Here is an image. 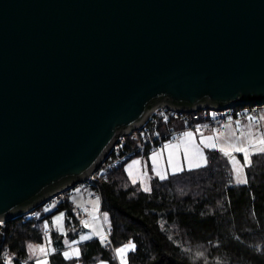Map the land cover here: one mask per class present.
Instances as JSON below:
<instances>
[{
	"label": "water",
	"instance_id": "95a60500",
	"mask_svg": "<svg viewBox=\"0 0 264 264\" xmlns=\"http://www.w3.org/2000/svg\"><path fill=\"white\" fill-rule=\"evenodd\" d=\"M264 105V0H0V223L87 184L167 109Z\"/></svg>",
	"mask_w": 264,
	"mask_h": 264
},
{
	"label": "trees",
	"instance_id": "16d2710c",
	"mask_svg": "<svg viewBox=\"0 0 264 264\" xmlns=\"http://www.w3.org/2000/svg\"><path fill=\"white\" fill-rule=\"evenodd\" d=\"M247 107L251 106L235 108L234 114ZM212 112L200 111L198 122L207 121ZM193 117L192 113L175 117L170 110L159 111L147 127L149 136L125 137L117 146L119 155L135 151L160 134L182 131ZM150 152L148 147L136 150L130 159L87 183L99 192L102 212L110 217L108 242H84L79 257L67 258L62 251L63 236L54 231L59 251L50 256V264H120L117 250L129 242L135 249L129 253L128 264H264V152L251 155L244 184L235 182L231 159L216 149L208 150L207 166L164 180L153 178L151 190L145 191L131 181L125 166ZM241 158L245 162V156ZM57 203L51 212L37 209L44 218L35 210L0 223V264H26L29 244L44 243L47 230L41 225L58 213L65 214L68 224L74 221L79 225L70 198Z\"/></svg>",
	"mask_w": 264,
	"mask_h": 264
},
{
	"label": "crops",
	"instance_id": "0c3cea01",
	"mask_svg": "<svg viewBox=\"0 0 264 264\" xmlns=\"http://www.w3.org/2000/svg\"><path fill=\"white\" fill-rule=\"evenodd\" d=\"M240 112V111H239ZM247 113L248 115L242 118H235L234 111L231 112V115L234 116L233 119L228 118V122L225 126V131L222 133H216L214 131H208L206 128H197V129H182V131H177L173 134L169 139L164 142L162 146L157 149L151 150L148 157H135L131 159L125 166L127 174L129 175L131 181L134 184H140L141 187L147 191H150L152 187L153 178L159 179H167L170 175L181 173L185 170H194L198 168H202L207 166L208 164V150H216L223 148V153L230 152L232 156H241L243 153L237 152L234 150V143L241 144V147H244L242 137L250 134V131L253 130V126H257V122L264 125V108L258 107L254 112L252 109L247 107L246 109H241V113ZM228 116V114H227ZM264 126H262L263 128ZM257 130V129H256ZM186 133H192L191 137L186 136ZM252 134V133H251ZM212 137V140L209 141L207 138ZM214 143L216 147H209L207 145ZM243 144V146H242ZM187 153V156L185 155ZM244 156V155H243ZM242 159V158H241ZM171 161V163H170ZM199 163L200 166L196 167L195 164ZM91 187L90 185H88ZM77 187V186H76ZM73 188L70 194V200L72 199V194L76 192L77 188ZM92 188V187H91ZM75 189V190H74ZM99 193V192H98ZM100 195V194H99ZM101 199V196H100ZM75 206V202L72 201ZM102 205V200H101ZM77 212V211H76ZM83 214H87L81 211L80 218H82ZM56 215L55 223L59 224L63 221L67 226V217ZM55 217V216H54ZM52 217L50 219V224H54L55 218ZM61 217V218H59ZM90 218V217H89ZM53 231H59V236H64V232H61V228L52 227ZM49 229H47L46 233H48ZM58 233V232H57ZM52 238L53 250L49 254L47 264H50V256L59 251V245L54 237ZM97 239V238H96ZM63 240V248L64 251L66 247L65 240ZM44 243H30L33 244H45ZM29 246H28V258L26 264H36V259L31 258L29 255Z\"/></svg>",
	"mask_w": 264,
	"mask_h": 264
},
{
	"label": "rangeland",
	"instance_id": "374dc122",
	"mask_svg": "<svg viewBox=\"0 0 264 264\" xmlns=\"http://www.w3.org/2000/svg\"><path fill=\"white\" fill-rule=\"evenodd\" d=\"M212 114L214 116L218 115V112L213 111ZM223 115H227L228 114V118L233 119L234 116L231 115V111H223L222 112ZM256 125V123H255ZM253 126V130L250 131V134L248 135H244L242 137L243 140V144L244 147L248 150V154H249V159L251 157L252 154L254 153H258L260 152L259 149L264 147V144H260L259 141L261 139H264V127L262 128V126H264L263 124H259L257 122V126ZM257 129V130H256ZM136 135L137 133L134 132ZM252 133V134H251ZM134 134H131L129 136H132ZM166 142V141H165ZM242 144V146H243ZM235 147H241V144L238 143H234L233 144ZM243 155L245 156L244 152ZM229 158L230 156L227 155ZM240 156H232V158H234V160L238 163H234V160L231 159V162L233 164L234 167V172H235V182L237 184H244V183H238L237 179V172H236V168L240 167L241 168V172H240V176L243 178L247 179V175H246V162L242 161V159L240 158ZM77 191L73 192L72 194V199L71 201L75 202L76 205V211H77V215L78 218L80 219V223L79 225L74 223H69L65 224V222L63 221L62 223L57 224L55 223L56 221V215L58 217V215L60 216H64V213H58L56 215H54L53 217L55 218L54 220V224H50V220H46L43 222V224L41 225L43 227V229L47 230L49 229V233L45 232L46 235V242L45 244H33L29 246V255L30 257L33 259H36V264H47L48 262V258H49V254L50 252L53 250V244H52V238L54 236V228L52 227H57L59 226V228H61V232H64L63 234L65 235V237L63 236V239L65 240L66 243V249L63 251V254L65 255V253H68V255L66 256L67 258H76L79 257L81 255V245L84 242H88L91 241L93 239H100L103 243H107L109 240V233H110V229H111V221H110V217L108 216V214L103 213L102 212V205H101V199H100V195L99 193L94 190L93 188L89 187L87 184H80L76 187ZM75 190V189H74ZM149 190H151L149 188ZM71 191H66L64 193H62L61 195L53 198L52 200H49L48 202H46L44 205L36 208L35 210L44 207V209L47 212H51L55 209L56 205L58 204V201H64L66 199L70 198V194ZM33 210V211H35ZM81 211L87 213L89 215L90 218L84 220L82 218H80V214ZM36 215L39 218H44L45 214L42 213L41 211L37 210ZM61 218V217H59ZM68 223V222H67ZM44 230V231H45ZM58 232V233H57ZM56 233L58 235L59 231H57ZM75 234H79L77 235V238L75 239L74 235ZM82 237H90L89 239H82ZM129 245H134L135 244L133 242H129L127 244H125L124 246H122L119 249H126V251L121 254L118 250H117V257L119 259L120 264H128L129 263V253L131 251H133L135 249L134 248H129L127 246ZM43 248L44 251H40V249ZM12 257L10 256L8 258V262L11 263ZM77 264H81V263H77ZM97 264H110L107 261H100Z\"/></svg>",
	"mask_w": 264,
	"mask_h": 264
},
{
	"label": "built area",
	"instance_id": "2783aa9c",
	"mask_svg": "<svg viewBox=\"0 0 264 264\" xmlns=\"http://www.w3.org/2000/svg\"><path fill=\"white\" fill-rule=\"evenodd\" d=\"M258 107H263L264 108V105H261V106H251L249 108H251L252 109V112H254L256 110V108H258ZM230 111L232 112L233 110H230ZM171 112L174 114L175 117H178L179 114H184V113L176 112V111H171ZM215 112H218V111H215ZM192 114H194V117L186 125L185 129H197V128L203 127V128L208 129V131H214V132L219 133V134L225 131V126H226V124L228 122L227 115H223L221 112H218V115H216V116L213 115L211 118H209L204 123H199L198 120L201 118L199 112H193ZM234 115H235V118L237 119V118L245 117L248 114L247 113H237V115L236 114H234ZM154 116H153V118H154ZM148 125L145 126L142 129H140V130L135 131L137 133V135L134 132L132 134H134L135 137H140L142 135V136H144V137L147 138L149 136V130L147 129ZM176 132L177 131H172L171 133H169V135H161L160 134V135H158L155 138L147 139L145 142H143L142 144H140L139 147L136 150H144L146 147L150 148L151 150L157 149V148H159L160 146H162L164 144V142L167 140V138L169 136H172ZM124 140L125 139L123 138L122 141H124ZM117 146H116V148H115V150H114V152H113L110 160L106 164L103 165V167L97 172L96 175L102 174L103 172H105L107 169H109L113 165L119 164V163H121L123 161H127L132 156H134L135 153H136V150H135V151H130L129 153H127L124 156H121V155H119L120 154V150H119V148L117 149ZM115 153L117 155H115ZM95 176L90 181H93V179L95 178ZM88 218H89V215L88 214H83L82 215V219L86 220Z\"/></svg>",
	"mask_w": 264,
	"mask_h": 264
},
{
	"label": "snow or ice",
	"instance_id": "6c2138e0",
	"mask_svg": "<svg viewBox=\"0 0 264 264\" xmlns=\"http://www.w3.org/2000/svg\"><path fill=\"white\" fill-rule=\"evenodd\" d=\"M185 135L188 136V137H191V136H192V133H186ZM207 139H208L209 141H211V140H212V137H208ZM259 143H260V144H264V139H261V140L259 141ZM207 146H209V147H213V148L216 147V145H215L214 143L209 144V145H207ZM220 150H221V151H224L223 148H221ZM234 150L237 151V152H244V153H245V162H246V164H250V163H251V160L249 159L248 150H247L246 148L235 147V146H234ZM259 151H260V152H264V147L260 148ZM185 155L187 156V153H185ZM225 155H229V156H231V153L226 151V152H225ZM233 160H234V158H233ZM170 163H171V161H170ZM234 163H238V162H236V161L234 160ZM195 166H196V167H199L200 164L197 163V164H195ZM236 172H237V176H238V179H237V182H238V183H247V182H248L246 178H243V177H241V176L239 175L240 172H241V168H240V167H237V168H236ZM147 190H148V189L145 188V191H147ZM89 238H90V237H82V239H89ZM127 247H129V248H134L135 246H134V245H129V246H127ZM40 251L43 252L44 249L41 248ZM118 251H119L121 254H123V253L126 251V249L122 248V249H119ZM65 255L67 256L68 253H65Z\"/></svg>",
	"mask_w": 264,
	"mask_h": 264
}]
</instances>
